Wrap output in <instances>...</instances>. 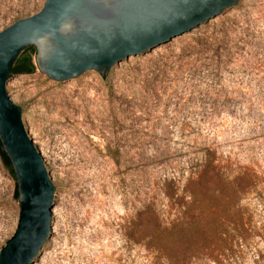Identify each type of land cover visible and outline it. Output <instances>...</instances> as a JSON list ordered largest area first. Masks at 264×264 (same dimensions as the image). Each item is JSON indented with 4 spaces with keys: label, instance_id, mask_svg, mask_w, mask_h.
<instances>
[{
    "label": "rangeland",
    "instance_id": "374dc122",
    "mask_svg": "<svg viewBox=\"0 0 264 264\" xmlns=\"http://www.w3.org/2000/svg\"><path fill=\"white\" fill-rule=\"evenodd\" d=\"M44 2L0 0V30ZM7 91L57 183L59 233L38 264H264V0L123 62L108 81L98 73L66 87L36 66ZM207 159L258 176L234 210L244 236L230 228L239 221L223 225L226 241L184 263L135 241L147 206L165 221L188 206V178ZM14 175L0 155V248L18 222Z\"/></svg>",
    "mask_w": 264,
    "mask_h": 264
},
{
    "label": "water",
    "instance_id": "95a60500",
    "mask_svg": "<svg viewBox=\"0 0 264 264\" xmlns=\"http://www.w3.org/2000/svg\"><path fill=\"white\" fill-rule=\"evenodd\" d=\"M244 0H45L34 14L0 30V140L18 189L19 216L0 248V264H38L59 233L53 167L26 132L22 107L8 93L14 64L36 49L48 79L71 86L100 73L107 81L132 58L213 25Z\"/></svg>",
    "mask_w": 264,
    "mask_h": 264
},
{
    "label": "trees",
    "instance_id": "16d2710c",
    "mask_svg": "<svg viewBox=\"0 0 264 264\" xmlns=\"http://www.w3.org/2000/svg\"><path fill=\"white\" fill-rule=\"evenodd\" d=\"M30 49L36 53L34 46L23 50L14 64L12 73L35 71L36 65L29 53ZM0 155L14 175L10 159L1 147ZM224 168L211 159L205 160L196 175L188 178L185 193L190 197V201L188 206L179 210V216L172 221H165L156 209L147 206L132 229V238L158 248L169 258L184 263L216 239L223 238L226 241L227 238L222 236L230 226L227 229L223 225L228 226L239 221L242 227L230 228L235 229L236 237L244 236L247 230L243 217L234 210L238 209L242 194L257 186L258 176L251 170L231 175ZM15 194L18 196L17 187Z\"/></svg>",
    "mask_w": 264,
    "mask_h": 264
}]
</instances>
